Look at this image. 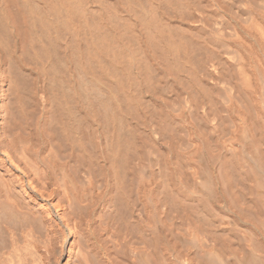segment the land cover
<instances>
[{"label":"bare ground","instance_id":"6f19581e","mask_svg":"<svg viewBox=\"0 0 264 264\" xmlns=\"http://www.w3.org/2000/svg\"><path fill=\"white\" fill-rule=\"evenodd\" d=\"M0 264H264V0H0Z\"/></svg>","mask_w":264,"mask_h":264}]
</instances>
